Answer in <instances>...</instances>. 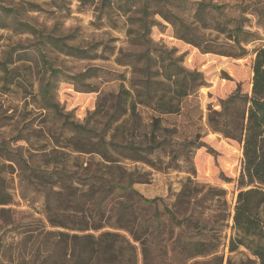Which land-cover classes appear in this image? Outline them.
I'll list each match as a JSON object with an SVG mask.
<instances>
[{
    "label": "rangeland",
    "instance_id": "obj_1",
    "mask_svg": "<svg viewBox=\"0 0 264 264\" xmlns=\"http://www.w3.org/2000/svg\"><path fill=\"white\" fill-rule=\"evenodd\" d=\"M200 1L221 6L206 15L212 27L226 31L241 22L253 33L243 57L202 53L175 36L180 20L205 40H224L225 33L203 27L196 15ZM190 31L178 32L189 38ZM66 45L83 54H69ZM262 47L264 0H0V264L42 263L48 249L44 233L54 230L46 193L52 208L82 223L91 221L90 213L98 220V204L102 220L114 216L120 203H134L139 215L162 211L187 177L189 188L197 189L178 215L202 211L208 235L216 234L225 260L253 258L245 248L229 252L227 247L235 235L231 216L239 190L240 145L212 132L207 115L237 87L250 94L252 61ZM147 49L148 60L142 59ZM130 54L141 61L119 64L130 61ZM171 63L202 75L197 91L181 99L180 110L157 114L138 104L136 115L113 122L121 110L115 95L140 88L148 78L163 79ZM153 117H159L157 123ZM152 132L161 146L133 159L138 157L134 149L147 153ZM102 134L133 157L121 158L120 170L96 153L76 151L90 149ZM109 172L124 185L131 179L130 186L143 197L162 202L146 205L136 194L106 186ZM222 214L227 220H218Z\"/></svg>",
    "mask_w": 264,
    "mask_h": 264
},
{
    "label": "trees",
    "instance_id": "obj_2",
    "mask_svg": "<svg viewBox=\"0 0 264 264\" xmlns=\"http://www.w3.org/2000/svg\"><path fill=\"white\" fill-rule=\"evenodd\" d=\"M195 4L196 15L202 20L203 27L225 33L224 40H205L191 33L180 20L176 22V28L179 32H183V29L190 31V37H185V33L183 37L178 31L175 36L184 38V41L196 46L202 53L232 58L243 57L247 52L245 44L252 40L253 33L245 30L241 22L235 23L226 31L217 26L212 27L206 23V15L218 12L221 6L202 1ZM66 48L69 54H83L79 49L67 45ZM148 50L142 59L148 60ZM129 56L130 61L126 63L118 60L119 64L136 65L141 61L136 54ZM251 68L250 94H242L237 87L229 96L219 100L218 110L209 109L207 124L212 132L235 140L240 145L241 170L236 179L239 190L231 216V229L235 231V235L228 238L227 247L229 252H234L240 247L245 248L253 258L248 257L237 262L229 258L225 260L224 256L218 253L219 242L216 234L208 235L207 220L202 211L190 210L178 215L180 208L184 212L187 210L192 192L197 189L195 185L192 190L189 188L188 183L192 180L187 177V182L178 192L176 199L170 206L164 205L162 211L155 209L153 213L139 215L135 213L132 205L134 203H120L114 209V216L102 220L104 214L99 213L98 204L94 209L98 220L90 213L91 221L85 220L82 223L63 215L60 209L52 208L50 197L46 193L48 221L54 230L44 233L42 243L44 246L48 245V249L45 250L41 264H264V47L255 51ZM162 74L163 79L148 78L142 82L140 88L134 87L132 91L121 89L115 95L121 110L116 113L113 122L125 115H136L138 104L150 107L157 114L177 113L181 99L195 93L197 86L202 84L197 83L202 78L199 72L186 71L177 64L171 63ZM158 120L159 117H153L154 122L157 123ZM118 128L119 126L115 125L112 129ZM76 130H79V127ZM76 134L73 133L72 137L77 136ZM144 138H147L146 134ZM148 141L149 151L143 155L134 149L138 156L134 158L124 155L123 151L117 148V144L112 139L107 140L103 134L94 143H90V149L76 151L96 153L109 162L110 168L120 170L121 158L144 159L145 154L153 153L162 144L156 141L153 132ZM108 176L105 180L106 186L119 189L124 195L136 194L138 200L146 205L162 202L160 197H143L130 186L131 179L124 185L114 179L112 172H109ZM226 180L231 181L230 178ZM94 195L91 193L89 197L93 198ZM198 200L201 206L204 196ZM227 218V214L218 215V220L225 221ZM105 227L109 230H103ZM58 228L78 232L92 230L96 234L87 232L79 235L60 231Z\"/></svg>",
    "mask_w": 264,
    "mask_h": 264
}]
</instances>
